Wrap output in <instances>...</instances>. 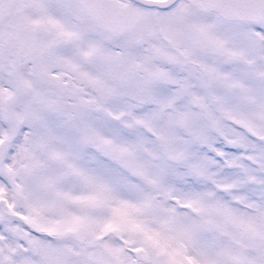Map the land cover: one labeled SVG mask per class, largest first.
Here are the masks:
<instances>
[{
  "label": "snow or ice",
  "instance_id": "6c2138e0",
  "mask_svg": "<svg viewBox=\"0 0 264 264\" xmlns=\"http://www.w3.org/2000/svg\"><path fill=\"white\" fill-rule=\"evenodd\" d=\"M0 264H264V0H0Z\"/></svg>",
  "mask_w": 264,
  "mask_h": 264
}]
</instances>
